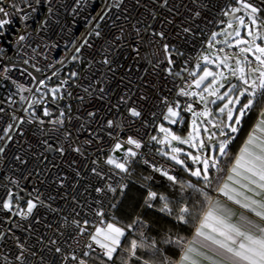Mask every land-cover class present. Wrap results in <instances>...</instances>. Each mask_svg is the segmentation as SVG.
I'll return each instance as SVG.
<instances>
[{
    "label": "built area",
    "instance_id": "built-area-1",
    "mask_svg": "<svg viewBox=\"0 0 264 264\" xmlns=\"http://www.w3.org/2000/svg\"><path fill=\"white\" fill-rule=\"evenodd\" d=\"M12 3L0 4L13 13L12 23L0 35V69L10 68L0 76V264H7L4 257L18 264V244L35 253H26L29 264H75L63 256L83 258V252L91 251L86 244L92 243L89 234L99 220L95 213H106L115 194L107 186L119 190V184L125 185L120 179L124 174L105 163L117 139L141 140L134 160L145 168L154 170L155 165L169 175L178 171L176 164L150 149L151 135L164 120L165 100L179 102L181 109L192 101L179 96V89L193 79L189 73L212 31L225 24L224 12L239 5L236 0H123L119 7H110L117 0H87L81 6L76 0H41L25 22ZM16 3L30 11L21 0ZM105 11L101 20L98 14ZM21 35L25 40L19 41ZM85 40L87 45L76 53ZM64 80L67 84L61 86ZM18 85L31 92L20 91ZM54 85L60 87L55 100L48 92ZM44 93V103L28 107L32 97ZM45 107L49 116L44 115ZM133 107L140 117L130 115ZM108 120L119 127L108 128ZM173 127L180 130L182 123ZM114 153L123 156V151ZM7 199L14 210L3 208ZM28 200L36 204L31 214L25 206ZM73 221L87 231L80 233ZM94 253L102 256L98 248Z\"/></svg>",
    "mask_w": 264,
    "mask_h": 264
},
{
    "label": "snow or ice",
    "instance_id": "snow-or-ice-1",
    "mask_svg": "<svg viewBox=\"0 0 264 264\" xmlns=\"http://www.w3.org/2000/svg\"><path fill=\"white\" fill-rule=\"evenodd\" d=\"M21 2L30 11H25V8L20 7L16 0H13L11 7L17 14L22 13L20 18L26 22L31 12L36 11L34 5H39L41 0H34V3L33 0H21ZM47 2L50 4L51 0H47ZM86 3L87 0H76L77 6ZM122 3L123 0H117V3L110 5V7H119ZM236 3L239 5L238 7H233L230 11L224 12L225 16L230 17L227 28L223 33L213 32L208 43L209 48L214 47L213 41L224 46L216 49L217 54L214 57L202 56L205 65L202 72L199 74L195 71L190 72L189 75L194 79L187 81L179 89V96L191 97L193 98L192 101L186 103L181 109L179 102L171 104L165 100L167 111L162 115L163 119L169 124L182 123L181 110L191 113V130L188 132L187 137L177 135L171 128L164 127L163 124L159 126V132L164 134L163 137H151L152 141L167 147L168 150H165V148L157 149L161 156L167 157L176 165H180L190 176L196 177L198 182H203V187L193 183L181 185L182 189L187 187L199 193L207 207L198 218L191 240L185 241L183 237L177 236L175 239L170 237L165 241L181 248L180 259L176 264H264V109L260 111L257 121L249 131L244 144L231 161V166L222 167V160L229 156V146L241 131L245 117L258 104L264 103V16H261L264 8L260 6V3H264V0H260V3L255 2V0H236ZM0 4H2V0H0ZM73 11L75 12L76 9H73ZM48 12L51 14V7L48 8ZM241 12L242 15H237ZM12 14L4 6H0V35L12 23L9 18ZM98 15L102 20L107 12ZM228 29H231V31H228ZM241 29L245 30L247 38L241 36ZM184 31L187 32L189 29L186 28ZM95 35L99 37L101 33L96 31ZM159 35L163 36V33H159ZM220 35L225 37L222 41L216 39ZM23 40H25V36H19V41ZM258 41L260 42L258 43ZM86 45L87 40L75 48L76 53H79ZM226 48H235L237 51L229 53ZM164 50L166 53L168 52L167 45L164 46ZM249 54H251L252 59L249 58ZM72 59L76 60L78 57L73 55ZM24 63L27 64L28 61L25 60ZM60 63H63V61H60ZM105 63H109V61L105 60ZM168 63H172L170 58ZM209 64H214L217 69H227V74L223 70H210L206 66ZM196 68H201L199 62L196 64ZM9 71L10 68L5 66L0 69V76ZM168 71L171 74V69H168ZM53 75H56V73L54 72ZM76 75L75 72L71 73L73 77ZM176 75L180 74L176 73ZM209 77H211L210 81ZM233 79L236 82H233ZM206 81L209 82L206 84ZM39 83L43 85L44 81L41 80ZM60 83L62 86L67 84V81L64 80ZM18 87L20 91L31 92V89L25 88L23 85H18ZM193 88L196 90H192ZM37 91H40V89L37 88ZM48 92L52 94L53 100H55L60 92V87L50 88ZM101 92H103V89H101ZM43 95H46V93L42 94L41 98L32 97L28 107L33 108L36 104L44 103ZM242 98L244 99L242 100ZM25 99L29 98L21 96V100ZM218 101L221 104L217 106L214 112L210 105H217ZM194 104L203 107L194 108ZM129 113L132 117H140L141 115L135 107L130 108ZM44 115H50L46 107L44 108ZM88 115L94 116L95 113L90 112ZM61 116H63V113H61ZM40 123H43V121H40ZM56 123L62 124L63 121L57 120ZM11 127L12 125H9L4 130L5 135L8 134ZM107 127L114 128L119 127V125L115 120H108ZM201 130L206 134V137H201ZM3 138L0 137V139ZM173 141L180 145H188L190 149L196 150V154L194 155L192 151L185 152L181 147H173ZM126 145L133 147H126ZM142 146L141 140L132 136H129L126 141L117 139L112 152L123 151V156L117 159L109 155L105 163L119 170V173L129 174L130 165L138 156L136 150L141 149ZM206 146L209 149L207 153L204 151ZM3 151V147H0V152ZM60 151L63 152V149H60ZM75 151L79 152L80 149L77 148ZM181 155L184 159H181ZM188 159L198 166L194 169L189 167L186 164ZM144 163L148 165L149 161L144 160ZM152 167L155 171L161 172L163 176L167 177L173 185L180 183L177 177L169 175L167 170L155 167V165H152ZM93 172L100 175L95 168ZM213 173H216V175H213ZM220 173H224V175L221 176ZM125 178L126 176L120 177L121 180ZM145 179H150V177ZM214 183L215 192L218 194L216 197L210 195L208 191ZM118 187L123 193L127 185L119 184ZM107 190L115 193L117 187L109 184ZM96 191L104 192L105 189L97 188ZM219 196L224 197L225 201L222 202L218 198ZM157 199L163 202L159 211L170 216L173 215L174 210L170 207L172 202L169 201L168 197L158 195L155 191L149 189L146 197L147 206L152 207L150 201ZM229 201L243 211H240L237 215L236 211L227 204ZM27 205V214H31L36 204L32 200H28ZM110 207L115 208L116 205L112 204ZM3 208L10 209V201L6 200L3 203ZM17 214L25 215L23 212ZM95 215L99 217V220L93 224L94 231L89 234L92 243L86 244V248L92 252H95L97 248L100 249L102 251L100 264H108L121 247V238L125 237V228L117 226L116 222H106L104 219L106 213L102 210H97ZM175 219L183 224L197 220L194 207L190 206L185 200L179 206L178 211L175 212ZM73 223L80 233L83 234L87 231L85 227L80 226L79 221H73ZM142 223L137 218L132 224L127 225V229L131 230ZM88 224L89 221L85 220L84 225ZM140 235L141 242L139 244L137 240L130 242V248L127 249L130 257L136 255L138 247L147 246L152 249L154 254L160 252L155 241L150 245H145L143 243L144 234L141 233ZM52 243L55 244V241ZM17 246L20 252L15 257V261L18 264H29L26 256L29 250L23 244ZM55 251L62 253L60 247H56ZM29 254L35 255L34 252ZM89 255L90 252L88 251L82 253L83 257ZM3 259L7 264H12L7 257ZM63 259H71L75 264H87L85 259L75 254L70 257L63 256ZM144 264H148V261H144ZM161 264H170V262L165 258L161 261Z\"/></svg>",
    "mask_w": 264,
    "mask_h": 264
},
{
    "label": "trees",
    "instance_id": "trees-1",
    "mask_svg": "<svg viewBox=\"0 0 264 264\" xmlns=\"http://www.w3.org/2000/svg\"><path fill=\"white\" fill-rule=\"evenodd\" d=\"M78 67L79 66H77V68ZM243 99L244 98H242V100ZM262 107H264V103L258 104L254 110L245 117L241 131L236 135V139L233 140L229 146V156L222 160V167L227 168L231 166V161L235 158L245 142ZM187 123L185 118L182 121V128L180 130L172 127L180 133H186L188 129ZM155 129L156 126L153 132ZM157 145L156 142L152 141L150 149L159 153L156 148ZM177 166L178 171L173 176H176L180 183L175 185H173L167 177L163 176L161 172L145 168L138 160H134L131 163L129 174L123 173L124 176H126L124 183L127 187L124 188L123 193H121L120 190L115 192L110 205L115 204L116 207L112 208L109 205L104 219L106 222H116L118 226L124 227L125 237H122L121 247L117 250V253L114 254L113 260L109 261L108 264H144V261H148V264H161V261L165 258L168 259L170 264H176L179 260L181 248L175 244L166 243L165 241L170 237L175 239L177 236L183 237L185 241H188L195 230L199 216L206 209L207 205L203 203V197L200 196L199 193L194 192L191 188L184 187L182 189L181 187L182 184L186 183H193L197 184L199 187H203V182H198L196 177L190 176L181 166ZM213 175H216V173H213ZM219 175L223 176L224 173H220ZM148 177H150V179H145ZM149 189L155 191L158 195H165L168 197L169 201L172 202L170 207L174 210L173 215L170 216L167 213L159 211L163 203L159 199L150 201L152 207L147 206L146 197ZM208 191L212 196L217 194L215 192V183ZM185 200H187L190 206L194 207V213L197 217V220L188 224L179 223L175 219V212L178 211L179 206L184 203ZM137 218L143 223L135 226L131 230L127 229V225L132 224ZM141 233L144 234L143 243L145 245H150L155 241L157 248L160 249L159 253L154 254L151 248L145 246L138 247L136 255L130 257L127 251V249L130 248V242L132 240H137L139 244L141 242ZM101 258V255L92 251H90L89 256L83 257V259L87 261V264H100Z\"/></svg>",
    "mask_w": 264,
    "mask_h": 264
},
{
    "label": "rangeland",
    "instance_id": "rangeland-1",
    "mask_svg": "<svg viewBox=\"0 0 264 264\" xmlns=\"http://www.w3.org/2000/svg\"><path fill=\"white\" fill-rule=\"evenodd\" d=\"M242 14H243V13L241 12L240 15H242ZM261 16H264V12L261 13ZM227 24H228V22L225 23L223 27H219V28L214 29V30L212 31V33H213V32L223 33L224 30L227 28ZM228 30H229V29H228ZM212 33H211V34H212ZM241 36L244 37V38H247V37H246V32H245L244 29H241ZM210 37H211V36H210ZM224 38H225L224 35H220V36H218L216 39L222 41ZM233 42H234V41H233ZM208 43H209V42H208ZM208 43H207L206 47H205V48L201 51V53L199 54L198 61H197V62L195 63V65L193 66L192 72L195 71V72H197L198 74H199L200 72H202L203 67H205V65H204V63H203V60H202V56H204V55H208V56H210V57H214V56L217 54L216 49H218L219 47L224 46V45H222V44H217V43H215V41H213V45H214V47H213V48H209V47H208ZM218 45H220V46L218 47ZM228 52H229V53H232L233 51L229 50ZM220 55H222V54H220ZM250 56H251V54H250ZM198 62L201 64V68H200V69H197V68H196V64H197ZM206 66H207L210 70H212V71H221V70H223V71H225V73L227 74V69H217L216 66H215L214 64H209V65H206ZM193 79H194V77H193ZM210 80H211V77H209V81H210ZM209 81H206L205 83L207 84ZM54 87H58V85H54V86H52V88H54ZM192 90H196V89L193 88ZM166 111H167V110H166ZM186 114H188V116L185 115V114H182V113H181V116L183 117V120L186 118V120H187V122H188V123H187V124H188V125H187V126H188V129H187V132H186V133H180V132L176 131L175 129H173V127H172L173 125H171V124H169L167 121L163 120V121H160V122L157 123V125H156V129H155V131L152 133L151 137H152V136H157L158 138H162V137H163L164 134L159 132V126H160L161 124H163L164 127L171 128L172 131L175 132L177 135L186 138L187 135H188V132L191 130V127H190V126H191V120H192L191 113H187V112H186ZM203 135H204V133H203V131L201 130V137H203ZM156 144H157V143H156ZM172 146H173V147H181L182 149H184L185 152H187V151H192L194 155L196 154V150H195V149H190V148L188 147V145H180V144H178L177 142L173 141V142H172ZM156 148H157V149L165 148V150H168L166 146H164V145H159V144L157 145ZM109 155H112V156L116 157L117 159H119V157H118L114 152H110V153L107 155V157H108ZM107 157H106V159H107ZM181 159H184L183 155H181ZM186 164H187L188 166L190 165V167L193 168V169H194L195 167L198 166V165L193 164V162H192L190 159L186 160ZM179 166H180V165H179ZM112 167H113V166H112ZM7 200L10 201V204H11V208H10V210H14L15 205L11 202V200H9V199H7ZM25 206H26V208L28 207L27 204H26ZM19 212H21V211H19ZM108 222H110V221H108ZM117 226H118V225H117ZM119 227H120V226H119ZM121 239H122V238H121Z\"/></svg>",
    "mask_w": 264,
    "mask_h": 264
},
{
    "label": "water",
    "instance_id": "water-1",
    "mask_svg": "<svg viewBox=\"0 0 264 264\" xmlns=\"http://www.w3.org/2000/svg\"><path fill=\"white\" fill-rule=\"evenodd\" d=\"M241 13H237V15H240ZM228 18L230 19V17L228 16ZM224 26V24H219V25H217V28H219V27H223ZM228 31H231V29H229ZM260 41H258V43H259ZM220 45H218V47H219ZM229 50H231V51H233V52H235V51H237V49H235V48H233V49H227L226 48V51L228 52ZM223 55V54H222ZM249 58L250 59H252V57L250 56V54H249ZM21 65V64H20ZM254 66V65H253ZM233 82H236L235 81V79H233ZM221 91H223V89H221ZM221 104V102L220 101H218L217 102V105H210V107L212 108V110L215 112L216 111V108H217V106L218 105H220ZM210 127V126H209ZM210 130H211V128H210ZM204 133V132H203ZM203 137H206V134L204 133V135H203ZM204 151L207 153L208 151H209V149L207 148V146L205 147V149H204ZM23 199V198H22Z\"/></svg>",
    "mask_w": 264,
    "mask_h": 264
},
{
    "label": "crops",
    "instance_id": "crops-1",
    "mask_svg": "<svg viewBox=\"0 0 264 264\" xmlns=\"http://www.w3.org/2000/svg\"><path fill=\"white\" fill-rule=\"evenodd\" d=\"M262 109H264V107H262ZM262 109H261V110H262ZM261 110H260V111H261ZM259 113H260V112H259ZM259 113H258V116H259ZM257 118H258V117H257ZM256 121H257V119H256ZM256 121H255V122H256ZM254 124H255V123H254ZM243 144H244V143H243ZM216 196H218V194H216L214 197H216ZM218 198H219L222 202L225 201V198L222 197V196H219ZM227 204H228L230 207H232V208L234 209V211H236L237 215H239V212H240V211H243V210L239 209L238 206H236V205H232L230 201L227 202ZM194 232H195V230H194ZM194 232L192 233V235H191V237H190L189 240H191V239L193 238ZM179 259H180V258H179ZM178 261H179V260H178ZM178 261H177V262H178Z\"/></svg>",
    "mask_w": 264,
    "mask_h": 264
},
{
    "label": "flooded vegetation",
    "instance_id": "flooded-vegetation-1",
    "mask_svg": "<svg viewBox=\"0 0 264 264\" xmlns=\"http://www.w3.org/2000/svg\"><path fill=\"white\" fill-rule=\"evenodd\" d=\"M229 21V18H228V16H226V22L225 23H227Z\"/></svg>",
    "mask_w": 264,
    "mask_h": 264
}]
</instances>
